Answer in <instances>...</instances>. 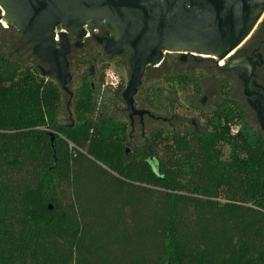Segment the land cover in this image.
I'll return each instance as SVG.
<instances>
[{
	"label": "trees",
	"instance_id": "16d2710c",
	"mask_svg": "<svg viewBox=\"0 0 264 264\" xmlns=\"http://www.w3.org/2000/svg\"><path fill=\"white\" fill-rule=\"evenodd\" d=\"M11 28L0 32V264H264L256 144L234 136L222 161L213 137L176 132L170 145L156 131L145 156L131 152L124 124L94 116L93 82L77 123L58 129L59 86Z\"/></svg>",
	"mask_w": 264,
	"mask_h": 264
},
{
	"label": "water",
	"instance_id": "95a60500",
	"mask_svg": "<svg viewBox=\"0 0 264 264\" xmlns=\"http://www.w3.org/2000/svg\"><path fill=\"white\" fill-rule=\"evenodd\" d=\"M0 9V22L34 43L40 76L55 81L69 96L68 104L73 96L68 56L84 44L87 26L105 33L92 36L105 55L128 56L130 74L121 98L131 123L135 117L153 118L148 110L137 108L135 97L147 67H159L166 53H174L180 61L208 57L212 60L201 61H213L224 74L243 69L238 74L242 94L264 133V87L253 80L261 57L233 55L259 24L264 0H0ZM69 34L75 36L74 44ZM49 136L54 152L55 134ZM149 163L159 178L157 161L150 158Z\"/></svg>",
	"mask_w": 264,
	"mask_h": 264
},
{
	"label": "rangeland",
	"instance_id": "374dc122",
	"mask_svg": "<svg viewBox=\"0 0 264 264\" xmlns=\"http://www.w3.org/2000/svg\"><path fill=\"white\" fill-rule=\"evenodd\" d=\"M12 28L7 36L9 42L16 37L17 31ZM262 33L264 15L250 37L233 55H241L242 50ZM12 48L7 44L4 52L12 51ZM179 58V54L166 53L159 67H147L145 71L142 85L135 97L137 108L148 110L160 118H172L171 126L161 122L155 125L150 119H146L145 136L149 137L152 128L156 126L157 132L163 139L167 138L170 145L176 132L213 137V148L222 161L230 156L233 147L231 138L235 136L242 142L256 144L258 151H263L264 155V133L246 103V98L242 94L243 87L236 76L232 72L222 73L215 67L213 61H201L212 59L186 56V60L180 61ZM68 62L72 76L69 90L73 96L68 104L69 96L58 90V111L55 118L57 128H68L71 124L74 126L77 123L76 102L82 88L89 87V83L93 82L95 88L89 94V101L96 106L94 116H105L117 125L124 124L122 135L126 147L130 127L121 93L130 74L128 58L107 56L101 46L94 40H89L81 48L71 49ZM34 64L41 65L37 61ZM107 72L113 73L119 80L117 89L106 86ZM100 75L101 82L98 80ZM117 90L120 91L117 93ZM147 102L153 105L152 108ZM181 118L186 120V123H180ZM191 121L195 123L192 124ZM138 127V124H135V139L129 149L145 156L147 154L144 149L145 142ZM57 133V136H61L59 132ZM160 148L157 145L158 157L161 156Z\"/></svg>",
	"mask_w": 264,
	"mask_h": 264
},
{
	"label": "flooded vegetation",
	"instance_id": "af4514ba",
	"mask_svg": "<svg viewBox=\"0 0 264 264\" xmlns=\"http://www.w3.org/2000/svg\"><path fill=\"white\" fill-rule=\"evenodd\" d=\"M99 36H105V33L101 32ZM69 40L72 44H74L76 42V38L73 34H69ZM91 40H93V39H91ZM84 43H86V41ZM257 55H260L262 64L260 67H257V69L255 71V77L253 78V80L257 83V85L264 87V33L257 36V38H255L248 46H246L242 50L241 55H235V57L254 58ZM184 60H186V58L183 59V61ZM243 71H244L243 69H237V70H233L230 72H232V74L235 75L236 78L238 79V74L242 73ZM254 90L261 91L259 89H254ZM204 101H205V99L202 100V103H204ZM136 105H137V103H136ZM138 109H141V108H138ZM151 114L153 115V118H149L147 116H144V118L141 121L138 117H135L132 123L129 121L130 134L128 135V141H127L128 148H129L131 142H133V140L135 139V135H134L135 124H138V126H139L138 128L142 134L141 138L143 140H146V136L144 134L145 129H146V123H145L146 119H150L152 122H154L155 125L157 123H160V122L161 123H167V124H169V126L172 125V118H169L167 120L165 119L166 122H164L163 121L164 118H160L159 116H156V114H154V113H151ZM179 121H180V123H186V120H184L183 118H181ZM191 123L194 124L195 122L191 121ZM156 131H157V127L154 126L152 128L151 133H156Z\"/></svg>",
	"mask_w": 264,
	"mask_h": 264
},
{
	"label": "built area",
	"instance_id": "2783aa9c",
	"mask_svg": "<svg viewBox=\"0 0 264 264\" xmlns=\"http://www.w3.org/2000/svg\"><path fill=\"white\" fill-rule=\"evenodd\" d=\"M0 11H1V9H0ZM0 23L3 26L4 30L8 29V27L3 22H0ZM84 29H85L84 41L91 40L92 36L100 35V33H101V31L87 27V26H85ZM55 32H56V34H55L54 40L57 41L58 40V36H57L58 31L56 30ZM105 75H106L105 76L106 86H108L112 89H117L119 86V80L114 76V74L111 72H107Z\"/></svg>",
	"mask_w": 264,
	"mask_h": 264
},
{
	"label": "bare ground",
	"instance_id": "6f19581e",
	"mask_svg": "<svg viewBox=\"0 0 264 264\" xmlns=\"http://www.w3.org/2000/svg\"><path fill=\"white\" fill-rule=\"evenodd\" d=\"M231 56V55H230ZM204 58H208V57H204ZM222 66V63L220 64Z\"/></svg>",
	"mask_w": 264,
	"mask_h": 264
}]
</instances>
